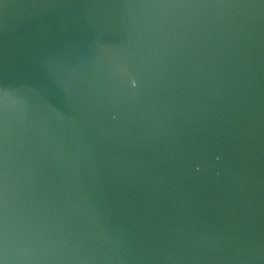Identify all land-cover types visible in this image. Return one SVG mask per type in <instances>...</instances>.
<instances>
[{
	"label": "water",
	"instance_id": "obj_1",
	"mask_svg": "<svg viewBox=\"0 0 264 264\" xmlns=\"http://www.w3.org/2000/svg\"><path fill=\"white\" fill-rule=\"evenodd\" d=\"M0 264H264V0H0Z\"/></svg>",
	"mask_w": 264,
	"mask_h": 264
}]
</instances>
